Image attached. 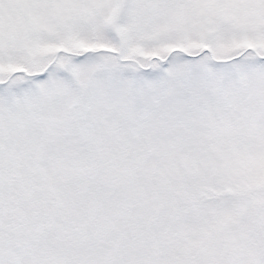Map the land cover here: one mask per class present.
<instances>
[{
  "label": "snow or ice",
  "instance_id": "snow-or-ice-1",
  "mask_svg": "<svg viewBox=\"0 0 264 264\" xmlns=\"http://www.w3.org/2000/svg\"><path fill=\"white\" fill-rule=\"evenodd\" d=\"M0 264H264V0H0Z\"/></svg>",
  "mask_w": 264,
  "mask_h": 264
}]
</instances>
